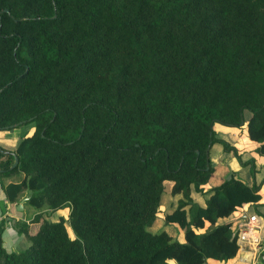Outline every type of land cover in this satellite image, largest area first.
I'll return each instance as SVG.
<instances>
[{
    "label": "trees",
    "instance_id": "trees-1",
    "mask_svg": "<svg viewBox=\"0 0 264 264\" xmlns=\"http://www.w3.org/2000/svg\"><path fill=\"white\" fill-rule=\"evenodd\" d=\"M27 121L32 132L0 150V175L21 173L3 191L10 202L25 191L38 225L15 220L24 245L0 239V264L234 256L224 217L258 185L234 174L202 185L213 141L243 163L215 122H245L264 154V0H0V129ZM175 194L162 224L182 240L149 229Z\"/></svg>",
    "mask_w": 264,
    "mask_h": 264
},
{
    "label": "crops",
    "instance_id": "crops-1",
    "mask_svg": "<svg viewBox=\"0 0 264 264\" xmlns=\"http://www.w3.org/2000/svg\"><path fill=\"white\" fill-rule=\"evenodd\" d=\"M214 130L218 137L225 139L229 144L234 146L236 152L240 155V159L243 160V163H240L230 150L226 152L223 151L222 144L219 141H213L208 148V157L214 169L209 181L203 184L202 188L206 190L212 182H216L220 177H225L230 174H234L241 178L247 184L254 181L258 185V198L255 201L243 202L237 205L224 217V220H230V227L235 231L241 221L245 220L249 214L254 213L258 217V225L254 231V235L256 240H259L260 244L264 245V154L255 152L254 146L258 142L248 137L245 122L239 126H229L215 122ZM249 158L254 159L253 171L255 179L250 173L251 164L244 162ZM15 173L16 172L8 175H0V221L3 223L2 229L0 230V239L7 250H17L24 245L23 233L20 232L15 225L16 219H23L25 222H28V228L31 232L38 225V221H30V218L37 210L31 209L30 206L26 205L24 201L26 198L25 191L20 192L17 198L12 202L7 201L5 197L3 185L10 181L15 182L19 180V178L15 177L17 176ZM198 194L200 195L195 196L193 194V199L196 200L197 203L202 204L204 202V195L200 192H198ZM18 202L21 204L20 208H16ZM162 223L163 221L161 220V224L158 225V227L161 225H163L164 228L169 225L173 227L172 224ZM209 225V222L205 221L203 228L200 230H204ZM182 233V230L176 231V234L181 240L183 239ZM237 244L238 248L234 256L224 261L208 258L206 264H264V257L261 258L258 256L252 243L246 244V242L240 240ZM168 263L171 264V261Z\"/></svg>",
    "mask_w": 264,
    "mask_h": 264
},
{
    "label": "rangeland",
    "instance_id": "rangeland-1",
    "mask_svg": "<svg viewBox=\"0 0 264 264\" xmlns=\"http://www.w3.org/2000/svg\"><path fill=\"white\" fill-rule=\"evenodd\" d=\"M32 130H33V122H31V121L23 122L21 124H18L16 126H13V127H10V128L0 129V148H2V149L3 148H5V149H12V148H14L15 145L17 144L18 140L22 136L30 134L32 132ZM255 152H257V151L255 150ZM249 159H251L250 163H252L250 165V167H252L254 169V166H253L254 165L253 164L254 159H252V158H249ZM15 174L17 175L15 177H17V178H20L21 177V173H19L18 171H16ZM251 174H252V177L255 179V177H254V171H251ZM193 194L195 196L196 195H198V196L200 195V194H198V192H195ZM177 197H179V194H175V195H172V196L171 195H165L162 198V203L160 205V211L156 214V217H155V220L153 222V225H151L149 227V229L151 231H154L155 229H157L158 228V225L161 224L162 215H163V211L161 210V208L164 207L168 202L175 203ZM30 207H31V209H34L32 206H30ZM62 212H63V214H65L66 213V209L64 208ZM165 229L167 230V232L172 237H174V236L177 235L174 227H170V225H169V226H165ZM18 249H20V248H18Z\"/></svg>",
    "mask_w": 264,
    "mask_h": 264
},
{
    "label": "built area",
    "instance_id": "built-area-1",
    "mask_svg": "<svg viewBox=\"0 0 264 264\" xmlns=\"http://www.w3.org/2000/svg\"><path fill=\"white\" fill-rule=\"evenodd\" d=\"M258 217L252 213L248 217L241 221L238 225V228L233 231L235 234L236 243L238 241H244L246 244H253V248L256 250V253L259 257H264V245H261L259 240H256L254 231L258 225ZM238 246V244H237ZM238 248V247H237Z\"/></svg>",
    "mask_w": 264,
    "mask_h": 264
},
{
    "label": "water",
    "instance_id": "water-1",
    "mask_svg": "<svg viewBox=\"0 0 264 264\" xmlns=\"http://www.w3.org/2000/svg\"><path fill=\"white\" fill-rule=\"evenodd\" d=\"M0 150H1V151H5V150L2 149V148H0ZM16 162H17V157H16L15 155H13V161H12V163L10 164V167L13 166ZM20 207H21V204H20V202H18V203L16 204V208H20Z\"/></svg>",
    "mask_w": 264,
    "mask_h": 264
}]
</instances>
